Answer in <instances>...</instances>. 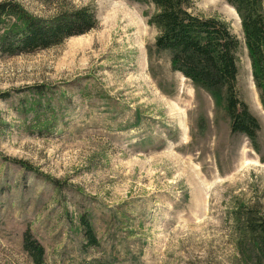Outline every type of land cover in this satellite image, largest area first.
Wrapping results in <instances>:
<instances>
[{
  "label": "rangeland",
  "instance_id": "1",
  "mask_svg": "<svg viewBox=\"0 0 264 264\" xmlns=\"http://www.w3.org/2000/svg\"><path fill=\"white\" fill-rule=\"evenodd\" d=\"M15 1L42 20L85 9L94 27L34 53L0 50V264H34L29 230L43 264H264L246 229L247 211L264 217V110L236 10L190 6L241 43L255 142L157 50L154 5ZM83 216L98 246H87Z\"/></svg>",
  "mask_w": 264,
  "mask_h": 264
},
{
  "label": "trees",
  "instance_id": "2",
  "mask_svg": "<svg viewBox=\"0 0 264 264\" xmlns=\"http://www.w3.org/2000/svg\"><path fill=\"white\" fill-rule=\"evenodd\" d=\"M154 5V17L161 28L156 48L168 52L171 67L192 84L224 102L233 134L255 142L261 126L239 94L238 54L240 41L228 26L216 19L190 13L193 0H128ZM238 13L251 62L252 77L264 110V0H225ZM15 19L18 25H10ZM94 27V14L82 9L61 13L52 20L30 16L15 0L0 2V50L4 54H27L48 49L64 40L86 34ZM0 98H4L0 97ZM81 225L87 246H98L93 227L86 216ZM246 229L255 252L264 255V217L257 211L246 213ZM23 248L34 264H43L45 250L27 231Z\"/></svg>",
  "mask_w": 264,
  "mask_h": 264
}]
</instances>
